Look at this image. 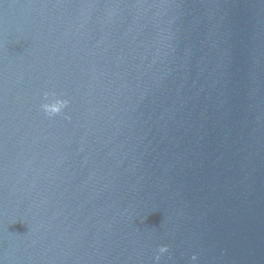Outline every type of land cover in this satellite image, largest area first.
I'll return each mask as SVG.
<instances>
[{
  "label": "water",
  "instance_id": "95a60500",
  "mask_svg": "<svg viewBox=\"0 0 264 264\" xmlns=\"http://www.w3.org/2000/svg\"><path fill=\"white\" fill-rule=\"evenodd\" d=\"M0 264H264V0H0Z\"/></svg>",
  "mask_w": 264,
  "mask_h": 264
},
{
  "label": "clouds",
  "instance_id": "9594fccd",
  "mask_svg": "<svg viewBox=\"0 0 264 264\" xmlns=\"http://www.w3.org/2000/svg\"><path fill=\"white\" fill-rule=\"evenodd\" d=\"M45 103L41 105L45 114H57L67 107L68 101L57 98L55 94H45ZM166 248H162L161 251H166ZM195 260V256L192 257Z\"/></svg>",
  "mask_w": 264,
  "mask_h": 264
}]
</instances>
